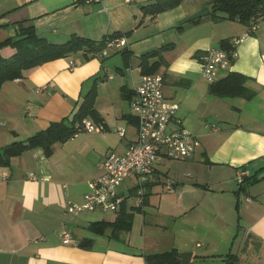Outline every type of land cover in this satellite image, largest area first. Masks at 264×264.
Masks as SVG:
<instances>
[{
  "label": "crops",
  "instance_id": "obj_1",
  "mask_svg": "<svg viewBox=\"0 0 264 264\" xmlns=\"http://www.w3.org/2000/svg\"><path fill=\"white\" fill-rule=\"evenodd\" d=\"M151 1L0 0V43L16 38L21 23L32 24L52 43L73 34L99 41L119 33L126 39L125 47L106 57L87 58L79 51L1 86L0 149L70 119L95 79L94 108L105 130L55 144L49 157L34 148L0 165V264H145L144 256L173 249L192 253L189 264H222L229 252L238 264H264V19L251 33L246 24L213 22L209 15L181 24L203 8L210 11L209 0H182L144 16L141 6ZM234 38H242L237 57L222 77L230 72L247 77L255 92L251 100L210 95L199 72L201 54ZM170 43L157 72L163 94L178 105L176 118L200 147L190 159L154 165L144 204L136 201L135 177H128L116 212L69 214L67 203L82 202L97 164L109 152L124 153L135 138L136 122L128 120L129 100L121 91L128 97L139 85V56ZM123 52L130 54L128 66ZM13 53L11 47L0 49L5 58ZM122 127L124 137L116 133ZM241 168L257 181L237 185ZM168 179L172 192L165 189ZM122 206L132 213L129 232L114 236L109 227L102 233L90 229L93 223L114 222ZM65 234L68 244L62 242Z\"/></svg>",
  "mask_w": 264,
  "mask_h": 264
},
{
  "label": "trees",
  "instance_id": "obj_2",
  "mask_svg": "<svg viewBox=\"0 0 264 264\" xmlns=\"http://www.w3.org/2000/svg\"><path fill=\"white\" fill-rule=\"evenodd\" d=\"M182 0H152L151 3L141 6V11L144 16L150 15L154 17L162 12L177 7ZM264 4V0H209L210 14L209 17L213 22L222 20L236 21L242 24L249 25L251 18ZM195 20L191 23H198ZM183 26H179L177 31H181ZM123 37L119 33L105 35L99 41H91L78 35H71L63 43H52L46 38L41 37L35 31L30 23H21L19 25L18 34L14 39H7L0 43V49L3 47H11L14 53L5 58L0 54V89L1 86L8 81L20 79L23 72L53 61L59 58H65L76 52H84L87 58L94 56L104 46L107 40ZM173 47V43L166 44L156 49L147 51L139 56V67L141 75L153 74L159 71L163 64L162 53ZM220 47L230 49L228 41H222ZM90 54V56H88ZM125 58V66H128L130 54L123 52ZM248 78L230 72L222 78H219L213 83H210L208 92L215 97L242 98L251 100L255 97V92L247 87ZM97 79L94 80L91 89L82 97V101L70 119L51 123L46 129L30 136L24 141L13 142L0 149V165L8 166L13 157L21 155L23 152L41 148L46 157L51 156L53 146L55 144L64 143L77 134L83 119L90 118L94 122H102L98 113L94 108L96 98L95 85ZM122 96L130 101L133 93L126 97V90L121 91ZM129 122L136 121L132 116L128 119ZM103 123V122H102ZM255 177H246L240 185H249L255 183ZM143 197V204L145 202ZM122 205V204H121ZM122 206L119 216L112 223L104 221L93 223L90 229L95 233H102L107 227L111 228L112 235L117 233H127L131 229L132 213H126ZM222 264H238V258L235 254L229 252L221 257ZM145 264H179L180 258L178 252L173 249L170 251L150 254L144 256Z\"/></svg>",
  "mask_w": 264,
  "mask_h": 264
},
{
  "label": "built area",
  "instance_id": "obj_3",
  "mask_svg": "<svg viewBox=\"0 0 264 264\" xmlns=\"http://www.w3.org/2000/svg\"><path fill=\"white\" fill-rule=\"evenodd\" d=\"M84 2L91 4L97 0H84ZM263 19L264 4L251 18L247 33L253 32ZM241 39H232L230 49L211 48L199 56V72L204 80L209 84L213 83L228 71L237 57L236 45ZM125 46V37L109 39L94 56L103 58ZM69 66L73 67L72 62ZM129 107L131 116L136 121L135 138L128 142L124 153L109 152L97 164L98 174L87 182L82 202L67 203L66 211L69 214L116 212L123 201L119 189L128 177H135L136 201L138 204L143 203L146 189L144 185L154 165L164 160L190 159L200 147L198 139L176 118L178 105L166 101L163 94V77L160 73L141 76L140 83L134 89L129 101ZM213 128L216 129L215 125ZM104 130L105 126L102 122L83 119L75 137L81 133L96 134ZM116 133L124 137L126 129L118 128ZM248 176L249 172L246 169H238L235 182L241 185ZM28 178L33 180L34 174L29 173ZM173 184L171 179L167 180L165 184L167 192L173 191ZM62 242L69 243L68 234L63 236Z\"/></svg>",
  "mask_w": 264,
  "mask_h": 264
},
{
  "label": "water",
  "instance_id": "obj_4",
  "mask_svg": "<svg viewBox=\"0 0 264 264\" xmlns=\"http://www.w3.org/2000/svg\"><path fill=\"white\" fill-rule=\"evenodd\" d=\"M209 14H210V11L208 10V8H203V9L197 11L196 13L190 15L186 19H184L181 24L193 22L195 20L206 17ZM178 256L180 258L179 264H189L192 253H190V252L179 253Z\"/></svg>",
  "mask_w": 264,
  "mask_h": 264
},
{
  "label": "rangeland",
  "instance_id": "obj_5",
  "mask_svg": "<svg viewBox=\"0 0 264 264\" xmlns=\"http://www.w3.org/2000/svg\"><path fill=\"white\" fill-rule=\"evenodd\" d=\"M85 135V133H81V134H79V138H81V137H83ZM78 138V139H79ZM92 157H90V159H91ZM129 201H130V203H134V198H132V199H129Z\"/></svg>",
  "mask_w": 264,
  "mask_h": 264
}]
</instances>
